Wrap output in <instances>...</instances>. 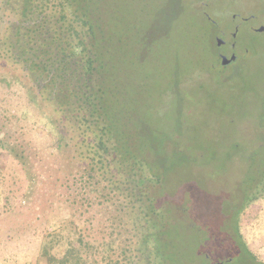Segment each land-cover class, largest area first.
<instances>
[{"label": "rangeland", "instance_id": "rangeland-1", "mask_svg": "<svg viewBox=\"0 0 264 264\" xmlns=\"http://www.w3.org/2000/svg\"><path fill=\"white\" fill-rule=\"evenodd\" d=\"M81 1L101 25L109 145L128 147L140 197L89 172L93 132L59 122L5 54L0 264H48L55 230L87 264H249L246 248L264 262V0Z\"/></svg>", "mask_w": 264, "mask_h": 264}, {"label": "flooded vegetation", "instance_id": "flooded-vegetation-1", "mask_svg": "<svg viewBox=\"0 0 264 264\" xmlns=\"http://www.w3.org/2000/svg\"><path fill=\"white\" fill-rule=\"evenodd\" d=\"M91 9L81 0H0V22L4 33H9L0 39V44L8 51L7 56L14 58L16 66L20 65L38 99L47 107L54 104L53 116L65 117L76 127L86 126L87 130L97 132L101 128L94 120L96 114L104 118L109 87L100 75V38L93 36L95 30L100 33L101 25ZM24 48L30 50V55L38 56H31L35 72L17 57ZM220 58L222 62V55ZM89 105L95 111L93 119L85 117L90 116ZM155 177L161 181L160 174Z\"/></svg>", "mask_w": 264, "mask_h": 264}, {"label": "trees", "instance_id": "trees-1", "mask_svg": "<svg viewBox=\"0 0 264 264\" xmlns=\"http://www.w3.org/2000/svg\"><path fill=\"white\" fill-rule=\"evenodd\" d=\"M26 45H28V43L25 44L24 46H26ZM0 46H1L0 57H2V59H3V56H5V54L7 55L8 51L6 52V49L3 48L4 47L3 45L0 44ZM20 53L21 54L20 55L18 54L17 57L19 59H22V61L25 65L30 64V65H28L27 68L30 71L35 72V69H33V67H35V64H34L33 59L31 57L33 55H30V50L27 48H24V51L20 52ZM27 55H30V57H28ZM25 56H27V57H25ZM7 57H8L7 60L9 63L15 64V60L13 57H10V58H9V56H7ZM33 57H38V56H33ZM34 59H36V58H34ZM5 64H7V63H5ZM32 64H34V65L32 66ZM45 66H47V65H45ZM49 72H50V70H49ZM37 81L41 82L39 78ZM87 103H89V102H86V105H87ZM53 107H54V104L48 106L47 108L45 106L46 109H49L50 111L56 112V111L51 109ZM90 109H92V107L90 105L87 106V110H90ZM94 115H95V111L93 110V111H91L90 116H85V117H86V119H93ZM96 116H97V119H95L94 121H96V122L98 121V123H96V126H99V128H101V129H99L97 132L94 131L93 132V139H91V142L93 143L94 146H92L90 148L91 155L88 154V156H87L91 160V165H90L91 169L89 170V172L90 173H95V172L101 173L100 169H104V173L101 174V176H102L101 178L103 179V182L107 183L110 190L114 193H117L118 195L120 194L121 197L126 196L128 199H130V202H133L132 197H134V196L140 197L138 195V193H141V191L138 192L139 184H138V182H136L135 179H133V176L130 174V172L128 170L129 166H127V164L125 163L126 155L130 151H129L128 147H124V150H127V151H125V153L121 152L123 154V156L118 157V155L120 156V153H118V151L115 149V148H117L116 145L115 146L109 145L113 131H112L111 127H107V125L109 126L108 119L107 120H105L104 118L100 119L99 114H96ZM60 118L61 119H59L60 120L59 122H61V123L65 122L67 119L65 117H60ZM98 119H100V120H98ZM99 121H101V122H99ZM102 123H104L105 126H102ZM92 126L96 127L95 125H92ZM2 141L3 140H0V148H6V146H5L6 144H4V142H2ZM86 153H88V150L86 151ZM133 157L136 160H138L139 163L141 162L136 153H133V155L128 156L127 162H128V159L133 158ZM112 162H116L117 164H119L121 166H115V165L112 166ZM142 164L143 163L141 162V165ZM100 165H101V168H99ZM110 168H113V169L117 168L116 173L124 178L125 183L118 181V184H116V182L109 180V179H106L105 176L108 174ZM126 174H128L127 177L125 176ZM260 194L263 195V192ZM257 196L249 198L248 205L250 203H252V201H254L257 198ZM138 201H140V200H138ZM77 231H75V234L78 233ZM59 235H61L59 233V231L55 230L53 233H49L47 235V237L45 236V240H44V243L42 246V257L46 259L48 264H87L86 256H87L88 252L83 249L84 247L82 245L83 244L82 240H79L81 243L79 245V247H77L75 244H70V245H68V248L63 253H61L60 250H55V246H61V243L56 242V238ZM143 239H145V238L142 237V240ZM55 242L58 245H56ZM145 242L149 243L148 240H146V239H145ZM140 245L143 246L142 242H140ZM245 250L247 253L246 259H247V262H249V264H264V262L260 261L253 253L250 252V250L248 248H246ZM159 261L161 264L162 261L161 260H159ZM157 264H159V263H157Z\"/></svg>", "mask_w": 264, "mask_h": 264}, {"label": "water", "instance_id": "water-1", "mask_svg": "<svg viewBox=\"0 0 264 264\" xmlns=\"http://www.w3.org/2000/svg\"><path fill=\"white\" fill-rule=\"evenodd\" d=\"M257 31L258 32H264V26H262V27H260V28H258L257 29ZM226 42L222 39V38H220V37H217L216 38V44L218 45V46H222V45H224ZM234 46V45H233ZM236 55H232L231 56V58H227V56H225V55H222V65H228V64H230V63H232V62H234V61H236ZM214 264H221V263H214Z\"/></svg>", "mask_w": 264, "mask_h": 264}]
</instances>
